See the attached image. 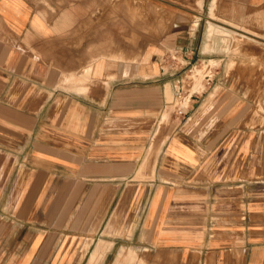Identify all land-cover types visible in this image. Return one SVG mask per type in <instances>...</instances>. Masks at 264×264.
<instances>
[{"label":"crops","instance_id":"1","mask_svg":"<svg viewBox=\"0 0 264 264\" xmlns=\"http://www.w3.org/2000/svg\"><path fill=\"white\" fill-rule=\"evenodd\" d=\"M156 1L0 0V264H264V118L145 66L264 61V0Z\"/></svg>","mask_w":264,"mask_h":264},{"label":"rangeland","instance_id":"2","mask_svg":"<svg viewBox=\"0 0 264 264\" xmlns=\"http://www.w3.org/2000/svg\"><path fill=\"white\" fill-rule=\"evenodd\" d=\"M140 1L144 5L148 4V0ZM170 2V0H158L156 5L163 9L169 6ZM142 49L146 50L147 55L152 52L153 47L144 46ZM182 49L178 48L177 53L172 49L170 54L169 47L162 45L156 50L152 61L145 65L149 68L154 66L155 74L168 76L170 73H175V84L178 89L174 100V104L177 105V123L180 120L185 121L191 114L192 108L194 112V107L204 103L212 88L219 85L234 87L240 92V101L250 103L255 108L253 112L256 117L264 118V61L260 59V55L248 40L237 42L235 47H231L230 53L225 55L226 57L222 54L218 57L213 55L210 61L206 59V53L196 42L186 55ZM153 79L156 78L145 81ZM169 99L172 100L173 96H169ZM183 106L186 108L181 109ZM167 115L166 112L165 118Z\"/></svg>","mask_w":264,"mask_h":264}]
</instances>
